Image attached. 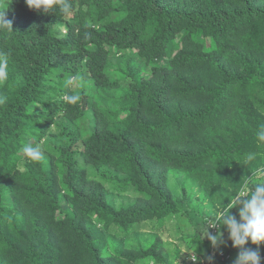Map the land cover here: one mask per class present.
I'll list each match as a JSON object with an SVG mask.
<instances>
[{"label": "trees", "instance_id": "1", "mask_svg": "<svg viewBox=\"0 0 264 264\" xmlns=\"http://www.w3.org/2000/svg\"><path fill=\"white\" fill-rule=\"evenodd\" d=\"M70 2L0 0V264H234L199 226L264 182V0Z\"/></svg>", "mask_w": 264, "mask_h": 264}, {"label": "clouds", "instance_id": "2", "mask_svg": "<svg viewBox=\"0 0 264 264\" xmlns=\"http://www.w3.org/2000/svg\"><path fill=\"white\" fill-rule=\"evenodd\" d=\"M26 3L30 8H43L44 10L56 6V10L65 15L70 14L72 9L70 0H26ZM0 24L11 29V22L7 21L4 16L0 19ZM7 63L6 56L0 54V82L8 78ZM71 84L72 79L69 78L66 81V86ZM63 99L67 103L75 104L80 97L78 95H65ZM6 102L7 97L0 95V105H4ZM256 135L260 141H264V125L261 126ZM21 151L32 161L43 159L40 144H25ZM246 159L252 161L255 159V154H248ZM259 174L264 175V172ZM253 185H255L254 188ZM233 208L238 210V219L231 212ZM211 228H217V233H210ZM221 228H226L233 247L239 249L234 264H261L259 246L264 244V182L245 183L233 194V198L229 200L227 206L224 205L223 208L213 214L212 218L207 219L199 226L203 238L207 237L213 246L224 243L223 233L219 231ZM249 241L257 248L246 247ZM192 258L196 259L195 256Z\"/></svg>", "mask_w": 264, "mask_h": 264}, {"label": "rangeland", "instance_id": "3", "mask_svg": "<svg viewBox=\"0 0 264 264\" xmlns=\"http://www.w3.org/2000/svg\"><path fill=\"white\" fill-rule=\"evenodd\" d=\"M181 177H171L170 178V183H171V187L176 190L177 192L180 190V187H181ZM194 192V197L193 199H197V197L199 196L200 197V191L198 190V188H194L193 190ZM132 197L129 195H125L123 194L121 197L118 195V198H117V201H123V202H128ZM206 203V202H205ZM181 224V229L182 231L184 232V234L186 235L187 239L189 238H192L194 236V233L192 231V227L188 224L185 223L184 220H182V222L180 223ZM146 230V227L142 228V231ZM170 230L164 228L161 230V237L164 241V245L166 246V248H168L169 250H172L175 248L174 246L177 245L176 247L180 249V252L183 253H187L189 251H187V241H183V240H177L176 238L172 237L170 235ZM198 242H199V239H197ZM197 245V244H196Z\"/></svg>", "mask_w": 264, "mask_h": 264}, {"label": "built area", "instance_id": "4", "mask_svg": "<svg viewBox=\"0 0 264 264\" xmlns=\"http://www.w3.org/2000/svg\"><path fill=\"white\" fill-rule=\"evenodd\" d=\"M210 230H211L212 233L217 232V228H211ZM214 254H215V252H214L213 245H212V247H211V255L213 256ZM220 254L222 255V252H220ZM192 257H193V255H192ZM192 257H191V259H192V260H195V259H193ZM211 260H212V259H211ZM211 260H210V262H211ZM211 263H212V262H211Z\"/></svg>", "mask_w": 264, "mask_h": 264}]
</instances>
